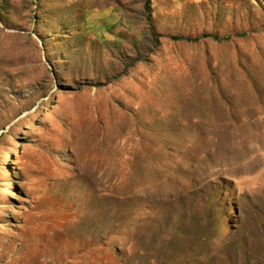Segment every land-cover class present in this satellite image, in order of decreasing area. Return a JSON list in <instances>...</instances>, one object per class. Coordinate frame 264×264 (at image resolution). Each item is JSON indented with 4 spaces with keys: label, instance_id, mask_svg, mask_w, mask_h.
<instances>
[{
    "label": "rangeland",
    "instance_id": "obj_1",
    "mask_svg": "<svg viewBox=\"0 0 264 264\" xmlns=\"http://www.w3.org/2000/svg\"><path fill=\"white\" fill-rule=\"evenodd\" d=\"M145 3L0 0V264H264V0Z\"/></svg>",
    "mask_w": 264,
    "mask_h": 264
},
{
    "label": "trees",
    "instance_id": "obj_2",
    "mask_svg": "<svg viewBox=\"0 0 264 264\" xmlns=\"http://www.w3.org/2000/svg\"><path fill=\"white\" fill-rule=\"evenodd\" d=\"M149 1L150 0H146V3H145V7H146V9L148 10V8H149ZM208 36H209V34H207ZM212 37H214V38H217L216 36H212ZM177 38H179V37H177Z\"/></svg>",
    "mask_w": 264,
    "mask_h": 264
}]
</instances>
